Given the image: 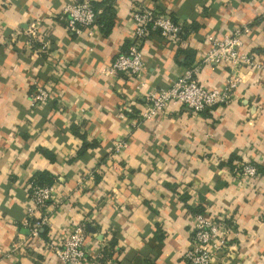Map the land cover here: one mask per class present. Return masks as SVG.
Listing matches in <instances>:
<instances>
[{
  "label": "crops",
  "instance_id": "1",
  "mask_svg": "<svg viewBox=\"0 0 264 264\" xmlns=\"http://www.w3.org/2000/svg\"><path fill=\"white\" fill-rule=\"evenodd\" d=\"M72 1L0 0V264H62L42 241L28 238L33 177L55 185L44 237L86 223L81 264H188L184 252L200 212L235 222L214 264H264V66L241 70L229 104L203 112L173 105L166 114L140 117L151 89L171 86L193 65L200 64L205 87L226 85L230 67L203 61L210 34L249 24L245 50L264 64V0H91L98 22L82 35L69 31L63 13ZM136 3L181 25L177 39L153 31L144 40L140 88L134 77L101 73L134 37ZM32 23L38 38L50 41L46 51L38 40L29 46ZM38 84L60 90L63 101L33 108ZM73 123L98 145L81 153ZM119 140L127 146L111 156L108 147ZM232 155L236 166L244 158L259 166L249 186L235 181Z\"/></svg>",
  "mask_w": 264,
  "mask_h": 264
},
{
  "label": "built area",
  "instance_id": "2",
  "mask_svg": "<svg viewBox=\"0 0 264 264\" xmlns=\"http://www.w3.org/2000/svg\"><path fill=\"white\" fill-rule=\"evenodd\" d=\"M63 13L70 32L82 35L85 31L91 34L97 23L98 10L91 0H77L65 4ZM134 24V37L126 50L116 55L110 65L101 73L109 77L126 74L138 81V87L146 85L144 79L143 42L153 31H158L167 40L177 39L181 25L171 15L160 13L153 6L136 3L131 10ZM38 24L32 23L26 30L29 46L40 41V49L46 51L50 47L49 40L38 38ZM251 31L249 24L238 25L222 36L208 35L210 47L203 58L206 63L225 64L231 69V75L223 88H207L197 78L200 64L185 69L173 84L167 88L151 89L144 97L145 107L141 112V120H148L166 114L173 105H181L195 112L210 110L217 105L229 104L233 91L237 87L242 69L262 68L264 64L257 60L253 52L245 50L244 35ZM63 94L60 90L38 84L32 95V107L38 108L57 101L61 103ZM127 146V141H115L108 147L109 154ZM235 181L240 186H249L253 179L260 175L259 166L253 159L244 158L232 170ZM54 183L29 184V202L26 205L24 225L28 227V238L42 241L62 264H81L88 256L86 223H74L60 237H53L48 232L44 237L43 230L52 225L50 218V202L53 197ZM194 232L192 244L184 252L188 264H214L217 251L228 247V239L235 230L234 220L215 219L206 213L194 216ZM14 245L17 247L18 244ZM102 256V254H100ZM108 264H113L109 262Z\"/></svg>",
  "mask_w": 264,
  "mask_h": 264
},
{
  "label": "trees",
  "instance_id": "3",
  "mask_svg": "<svg viewBox=\"0 0 264 264\" xmlns=\"http://www.w3.org/2000/svg\"><path fill=\"white\" fill-rule=\"evenodd\" d=\"M94 5V4H93ZM95 6V5H94ZM111 5H109V8H110ZM96 8V6H95ZM108 8V9H109ZM106 12V11H105ZM173 18V17H172ZM174 19V18H173ZM175 20V19H174ZM176 21V20H175ZM97 22H98V18H97ZM99 23H100V20H99ZM101 26H102V29L103 31H105V33H107V31H110V26L107 25V23H102L101 22ZM72 129H73V132L78 136L80 137L82 140H83V145H82V148L80 150V152H84L86 150H88L89 148H94L98 145V143L96 141H89L87 139V136H86V133L82 132L81 131V126L77 123H73L72 124ZM235 159H239L238 155H232L231 158L228 160L227 164L231 167V169L233 170L236 166V164H234V160ZM260 170V169H259ZM31 182H34V183H38V184H44V183H49V184H52L54 183V181L52 179H49V178H42V177H33L30 181ZM201 213V212H200ZM43 235L46 234V231H43L42 232ZM113 248L115 247L114 244L113 245H109V248H107V250H103V253H102V256H101V259L100 260H104L106 259V257L108 258V254L109 251H110V248Z\"/></svg>",
  "mask_w": 264,
  "mask_h": 264
},
{
  "label": "water",
  "instance_id": "4",
  "mask_svg": "<svg viewBox=\"0 0 264 264\" xmlns=\"http://www.w3.org/2000/svg\"><path fill=\"white\" fill-rule=\"evenodd\" d=\"M94 230H95V229H94ZM94 230H93V231H94Z\"/></svg>",
  "mask_w": 264,
  "mask_h": 264
}]
</instances>
